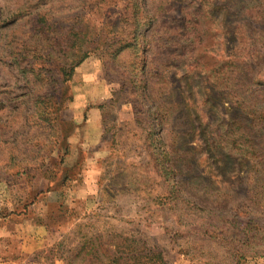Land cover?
<instances>
[{"label": "rangeland", "instance_id": "obj_1", "mask_svg": "<svg viewBox=\"0 0 264 264\" xmlns=\"http://www.w3.org/2000/svg\"><path fill=\"white\" fill-rule=\"evenodd\" d=\"M135 19L140 55L188 57L167 63L166 97L132 65L133 48L109 56L104 39L126 37ZM89 45L81 64L96 78L73 82ZM75 126L83 144L74 137L70 150ZM161 150L175 168L166 176ZM33 224L60 239L5 263V238L28 239ZM237 250L242 264H264V0H0V264L148 252L159 264H235Z\"/></svg>", "mask_w": 264, "mask_h": 264}, {"label": "trees", "instance_id": "obj_2", "mask_svg": "<svg viewBox=\"0 0 264 264\" xmlns=\"http://www.w3.org/2000/svg\"><path fill=\"white\" fill-rule=\"evenodd\" d=\"M119 1H122V0H119ZM130 27L133 28V31L130 32L129 34H127L126 37H114V38L104 39V42L108 46L112 47V51L109 52V56H111L113 59H117L120 56H122V54L124 53L125 50L133 48L134 58H133L132 65H134L135 67L143 65L144 71L148 68L149 69V72H148L149 77L151 79H153V81L156 80L157 82H159L158 89L162 93V97L168 96L169 93H167L165 91L166 90L165 86L167 85V79L165 77V75H166L165 67L167 66V63L171 65L172 62L177 63L179 61H182L184 63H188L187 55L186 54H184V55L182 54L180 59H176V56L173 55V54H168L167 53V56H166L164 51H160V50L159 51H153V49L152 50H150V49L148 50V53H149L148 57H146L147 56V51H146L145 55L144 54L140 55V52L142 50L139 49V46L141 44H143L142 42H145V39L142 38L144 36L139 33L140 20L139 19L138 20L135 19L134 21H132L130 23ZM105 43H103V44H105ZM91 46L92 45H89L85 49V53H83V55H80V54L77 55L78 59L74 62V65L72 66L71 71H70L71 73L73 72V75H74L75 69L85 60V58L89 54L90 50H92V49H90V48H92ZM156 46H158V45H156ZM99 47H100L99 45H96L95 48H99ZM152 55H154V56H152ZM147 58L148 59L150 58L149 62L147 61ZM166 60L168 62L165 63ZM155 68H157L158 71H154L153 72L152 70L155 69ZM61 73L63 74V75H61V77H62V79L64 81L70 80L69 77H67L68 76L67 75L68 74L67 70L63 69V71ZM134 77H135V79H134ZM130 78L133 79L135 82H139L138 81L139 80L138 76H135V74L134 75L130 74ZM174 78L176 80V83L178 84L177 86H175L174 90H175V92L178 93V95H180L182 93V81L183 80L181 78L176 77V76H174ZM140 82H142V80ZM153 85H154V82H153ZM145 89H146V92H147L146 93V97H150V94L148 93V91H149L148 84L145 85ZM151 89H153V86H152ZM38 103L40 104L41 102L39 101ZM161 111H162V109H161V107L159 105L157 107L158 121H156V124H154L155 127H158V126L162 125V122H163L162 118L163 117H162V115L160 117ZM44 113L45 112L40 114V116H41L40 118L42 120L46 121V122H49L50 118L45 116ZM76 126L72 129L70 137L75 133ZM159 138L160 139H158V140H162L161 137H159ZM149 141H151L150 140V136H149ZM162 143H163V141H162ZM151 144H152V141H151ZM69 147H70V150H71L70 141H69ZM155 155H156V157H155L156 159L155 160L157 162V167L161 171V174L166 176V175H168L169 171H174L175 172V168L172 165L166 166V164L164 163L165 159L167 160V162H170L169 161V156H170L169 151L161 150V152L155 153ZM33 180H36V178H33ZM132 252H136L137 253L138 250L131 251L130 255H131ZM155 255H156L155 253L148 252V254H145L144 256L143 255L142 256L135 255V256H132V257H128V258L122 257L121 259H112V261H111V255L107 254L106 260H104L102 262L104 264H149L151 261H147L144 258H148V257L154 258ZM234 255H235V257H242V259H238V260L234 259V262L236 261L235 264H242L241 262L243 261V258L246 255L244 253V251L237 250V253H235ZM154 259L157 261V263L162 261L159 258H154Z\"/></svg>", "mask_w": 264, "mask_h": 264}, {"label": "crops", "instance_id": "obj_3", "mask_svg": "<svg viewBox=\"0 0 264 264\" xmlns=\"http://www.w3.org/2000/svg\"><path fill=\"white\" fill-rule=\"evenodd\" d=\"M88 65L81 64V66L77 67L75 70V73L73 75V82L77 81L79 83L83 82L86 80V82H91L95 80V76L93 77L92 74H89L90 72L88 71ZM99 83L98 84V89L105 88V81L103 80V83H100L101 80H97ZM95 84L94 86H97ZM94 95V94H93ZM90 102H95L99 100V95L95 94V98L93 96L90 97ZM88 101V99H87ZM90 107V105H88ZM88 116L89 119L87 120L88 122V128L95 129L99 128L98 126V112L95 107H91L88 111ZM85 116V113H84ZM80 128V127H79ZM77 128V132H79L81 129ZM79 130V131H78ZM77 133H74L70 137V143L71 146L74 145V137L76 139V144H83V138L84 136L79 133L78 136H76ZM96 135V133H95ZM89 144H94L93 146L95 147L97 143L101 141V133L98 134L95 137V140L91 139L89 137ZM82 183L84 185L85 181L82 180ZM49 230V231H48ZM38 232L36 235L35 232ZM47 231V232H46ZM29 236L28 239H22L21 241L19 239H13V238H5V254H7V257L10 256L9 258H5V263L9 262H23L27 260H34L32 259V255L34 252H38L40 249H42L45 245H48L49 242H51L52 238L56 240V237L60 239L61 236V231L59 227H55L54 225H41V224H33L29 228L28 232ZM53 236V237H52ZM7 249V250H6ZM19 257H18V256ZM7 259V260H6Z\"/></svg>", "mask_w": 264, "mask_h": 264}]
</instances>
